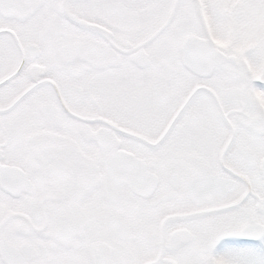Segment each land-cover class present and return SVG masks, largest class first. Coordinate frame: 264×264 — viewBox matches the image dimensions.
Here are the masks:
<instances>
[{"label": "snow or ice", "instance_id": "6c2138e0", "mask_svg": "<svg viewBox=\"0 0 264 264\" xmlns=\"http://www.w3.org/2000/svg\"><path fill=\"white\" fill-rule=\"evenodd\" d=\"M0 264H264V0H0Z\"/></svg>", "mask_w": 264, "mask_h": 264}]
</instances>
